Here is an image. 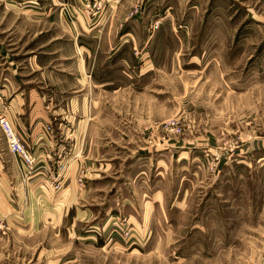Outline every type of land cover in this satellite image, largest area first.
Wrapping results in <instances>:
<instances>
[{"label":"rangeland","instance_id":"rangeland-1","mask_svg":"<svg viewBox=\"0 0 264 264\" xmlns=\"http://www.w3.org/2000/svg\"><path fill=\"white\" fill-rule=\"evenodd\" d=\"M50 2L0 0V41L19 40L12 52L44 65L52 51L70 57V20L39 25L11 10L45 13ZM75 11L92 26L112 22L108 34L131 48L122 82L58 98L73 113L60 144L41 150L54 169L38 164L1 103L33 163L9 151L0 124V264H264V0H88ZM82 118L87 131L75 134L85 139L73 146ZM14 157L46 177L19 183ZM69 159L80 164L69 170ZM72 175L73 187L100 189L86 205L100 202L96 211L64 213L56 194Z\"/></svg>","mask_w":264,"mask_h":264},{"label":"crops","instance_id":"crops-1","mask_svg":"<svg viewBox=\"0 0 264 264\" xmlns=\"http://www.w3.org/2000/svg\"><path fill=\"white\" fill-rule=\"evenodd\" d=\"M48 4L49 8L45 13H26L15 9H11L16 17H23L26 20L34 21L35 24L42 25L43 18L53 22L56 18H62L64 20H70L71 25H68L67 34L70 38V45L72 46L73 52L70 57H59L57 51H52L48 54L42 55L48 58V62L44 65L41 62H37V55L33 57H27L21 51H13L15 48H10L12 45L20 42L19 40L9 39V43L6 41L3 43L0 41V90H1V103L7 104V118L13 129L19 135L23 143L34 151V155L38 158V164H42L45 169L49 165L54 169L52 159L48 163L44 160L41 155V150H46L47 152L52 151L60 142L61 137L64 136V129L69 125L71 114L73 113V105L67 109L64 107H59L58 98L68 97L71 101L73 99L82 98L87 99L90 93V86L98 89H104L107 84H112L113 82H122L116 76L117 66H122V59L124 58L123 50H129L130 47H124L122 42L116 41L117 34L115 38L109 35L111 23L108 26L101 27L96 25L92 26L91 20L86 22L84 13H79L82 16H75L76 7L83 6L88 0H50ZM107 3L110 2L106 0ZM59 5L61 9L56 12L54 11V6ZM105 12H101L97 16L103 17ZM86 14V13H85ZM93 19H98L96 14H93ZM96 17V18H95ZM81 20V23H79ZM77 20V23L74 21ZM106 25V24H104ZM24 29V28H23ZM15 31L22 32L21 27H16ZM48 30H46L47 32ZM25 32V30H24ZM35 35H42L43 30H35ZM61 36L55 33L51 36L50 42H55L58 46V42L62 39ZM119 42V43H118ZM43 47V43H41ZM23 56H19V54ZM44 58V57H43ZM64 59L68 62H63ZM55 60H59L58 63ZM43 61V60H42ZM60 61L64 64V68L60 69ZM121 73L123 71L121 70ZM89 89L86 92V89ZM106 93L107 91H102ZM77 94V95H75ZM74 95V96H69ZM82 95V96H81ZM72 104V103H71ZM81 108L80 111H82ZM84 116V111L83 114ZM50 125L52 130L47 132L42 129ZM72 125V124H71ZM83 133L87 131L89 126L88 119L84 123L83 118L74 123L72 127L74 130L70 135L73 146H82L84 139L81 135L77 136L76 132L81 130L83 126ZM44 132L42 135L40 133ZM64 140V139H63ZM70 140V141H71ZM53 154V153H51ZM46 157V156H44ZM19 166H21L22 171L20 176L18 175V181L31 179L30 186H34L38 180L42 181L47 172L41 170L35 171L32 175L28 176L23 170L24 164L18 158L14 157ZM84 162V161H82ZM70 170L71 166L80 164L79 160L69 159L68 161ZM85 164V163H84ZM89 165V161L87 162ZM74 174V173H73ZM89 180H96L95 184L102 178L100 171L88 174ZM75 176H68L67 182L68 187L64 189L61 193H58V200H60V207L66 206L64 208V213L66 211L74 209V207L80 205L84 207V211L93 212L96 211L97 205L100 202L96 201L93 204L95 208L89 209L86 205L90 203L92 197L100 189H96L94 185L89 182L84 189H79L77 184L72 183V179ZM65 180V182H66ZM27 183V180L25 181ZM22 184L15 187L21 195L25 193ZM21 188V189H20ZM33 193L41 195L40 190L32 188ZM28 194V191H27ZM123 206L131 205L129 200L122 199ZM10 206V205H9ZM95 218V217H93Z\"/></svg>","mask_w":264,"mask_h":264},{"label":"built area","instance_id":"built-area-1","mask_svg":"<svg viewBox=\"0 0 264 264\" xmlns=\"http://www.w3.org/2000/svg\"><path fill=\"white\" fill-rule=\"evenodd\" d=\"M0 124L6 137L9 151L21 158L27 166H31L33 159L26 153L24 146L19 142L10 124L5 119H1Z\"/></svg>","mask_w":264,"mask_h":264}]
</instances>
